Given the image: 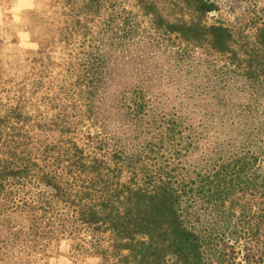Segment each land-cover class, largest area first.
Segmentation results:
<instances>
[{
  "label": "trees",
  "instance_id": "16d2710c",
  "mask_svg": "<svg viewBox=\"0 0 264 264\" xmlns=\"http://www.w3.org/2000/svg\"><path fill=\"white\" fill-rule=\"evenodd\" d=\"M48 1L63 19H88L97 28L79 75L95 95L109 58L97 36L112 3ZM133 1L154 31L181 46L176 65L186 58L182 48L218 57L213 85H205L204 75L196 85L177 78L185 102L171 106V117L160 116L171 126V168L163 172L132 164L140 140H117L115 161L106 153L110 142L97 151L80 145L67 118L72 94L60 96L65 106L60 100L48 115L36 113L39 105L31 109L21 88L2 89L0 264H45L47 243L61 231L72 235L76 249L107 264H264V22L251 40L226 25L206 24L201 18L216 8L211 0ZM119 91L123 108L144 117L153 112L150 91L134 99L124 86ZM16 213L25 223L10 220Z\"/></svg>",
  "mask_w": 264,
  "mask_h": 264
},
{
  "label": "rangeland",
  "instance_id": "374dc122",
  "mask_svg": "<svg viewBox=\"0 0 264 264\" xmlns=\"http://www.w3.org/2000/svg\"><path fill=\"white\" fill-rule=\"evenodd\" d=\"M110 1L108 19H101L102 29L97 36H102L109 58L102 64V81L98 83L96 94L92 95L88 92L89 82L83 85L79 79L82 63L90 54L92 56L91 50L94 51L91 46L92 40L96 41L97 28L94 30L92 22L63 19L61 11L52 8L48 0H32L30 6L16 12L11 10L15 0H0V72H3L0 103H4L2 89L21 88L31 109L39 105L36 113L49 115L60 100L65 106V100L60 96L72 94L75 99L67 103V118L73 122L80 145L97 151V147L106 149V142H110L106 153L115 161L118 158L113 151L117 140L134 144L140 140L143 146L138 147L132 164L138 169L167 171L171 168V126L160 121V116L171 117V106L183 100L177 94V85L180 86L177 78L184 84L188 79L196 85L204 75L202 80L210 79V84L205 83L210 87L221 62L203 48H182V58H186L176 65L173 57L180 45L171 35L154 31L149 16L143 14L133 0ZM211 1L216 8L201 18L206 24L226 25L237 35L253 40L255 27L264 22V0ZM161 8L168 15L172 12L171 6L166 4ZM41 69L45 75L37 80V75H42L38 73ZM171 75L175 79L173 83ZM33 83L39 87V92H36L35 84L31 88ZM122 86L131 99L137 95L146 98L150 91L149 106L153 112L148 109V116L144 117L142 112L123 108L125 98L119 91ZM38 94L46 100L38 103ZM193 100L201 108L205 106L204 99L196 97ZM130 104L129 99L131 107ZM10 220L25 223L22 215L17 213L11 214ZM56 234L55 239L47 243L50 256L43 260L45 264H107L97 254L76 249L71 234L66 235L63 231Z\"/></svg>",
  "mask_w": 264,
  "mask_h": 264
},
{
  "label": "crops",
  "instance_id": "0c3cea01",
  "mask_svg": "<svg viewBox=\"0 0 264 264\" xmlns=\"http://www.w3.org/2000/svg\"><path fill=\"white\" fill-rule=\"evenodd\" d=\"M32 0H15V5L11 7L13 12L20 10L23 7L30 6Z\"/></svg>",
  "mask_w": 264,
  "mask_h": 264
}]
</instances>
